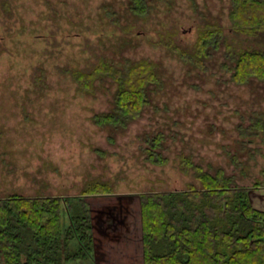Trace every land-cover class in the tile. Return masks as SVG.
I'll list each match as a JSON object with an SVG mask.
<instances>
[{
	"label": "rangeland",
	"instance_id": "rangeland-1",
	"mask_svg": "<svg viewBox=\"0 0 264 264\" xmlns=\"http://www.w3.org/2000/svg\"><path fill=\"white\" fill-rule=\"evenodd\" d=\"M229 2L150 0V14L138 18L127 0H0V196L75 198L87 181H107L113 193L85 196L86 208L132 206L136 233L140 193L200 187L191 170L182 171L181 155L212 172L224 168L239 186L264 185V141L241 137L236 127L242 116L245 126L252 111L264 112V81H230L223 44L199 69L161 42L169 31L178 46L191 48L211 23L235 49L264 48V32L231 29ZM127 58L158 62L163 85L150 87L151 104L125 129L99 127L91 116L111 109L116 84L102 78L86 94L67 70ZM146 132L164 135L166 164L146 160ZM130 217L113 215L109 229ZM62 219L70 221L66 208Z\"/></svg>",
	"mask_w": 264,
	"mask_h": 264
},
{
	"label": "trees",
	"instance_id": "trees-1",
	"mask_svg": "<svg viewBox=\"0 0 264 264\" xmlns=\"http://www.w3.org/2000/svg\"><path fill=\"white\" fill-rule=\"evenodd\" d=\"M228 17L235 32L250 36L264 32V0H230ZM128 11L138 17L150 14V0H127ZM161 42L184 63L204 69L205 60L226 46L222 63L229 80L237 85L251 79L264 81V48L235 49L225 43L223 29L206 23L191 48L178 46L169 31ZM159 63L142 58L124 59L116 65L102 59L91 70H67L78 91L92 94L96 81L116 84L112 107L91 116L93 124L123 130L151 104L149 89L163 85ZM237 124L239 136H259L264 141V112L254 110ZM145 158L164 165V135L143 133ZM98 150V149H95ZM159 150V151H158ZM232 161L236 163L235 157ZM183 172L199 181L184 190L140 193L143 264H264V211L252 206L251 187L239 186L224 168H204L191 157L180 156ZM259 186L256 183L255 186ZM107 181H87L75 198L37 193L0 196V264H78L90 257L93 245L92 213L84 197L112 194ZM69 212L68 223L62 219ZM83 261H80V260Z\"/></svg>",
	"mask_w": 264,
	"mask_h": 264
},
{
	"label": "crops",
	"instance_id": "crops-1",
	"mask_svg": "<svg viewBox=\"0 0 264 264\" xmlns=\"http://www.w3.org/2000/svg\"><path fill=\"white\" fill-rule=\"evenodd\" d=\"M249 199L254 208L264 211V185L251 187ZM131 207L91 206L93 245L90 257L88 256L90 259L86 258L78 264H143L141 226L139 222L135 233L131 215L134 208ZM137 209L140 220V206ZM125 213L131 217L123 218L116 225L117 228L109 229V222L113 221L110 218L113 215L124 216Z\"/></svg>",
	"mask_w": 264,
	"mask_h": 264
}]
</instances>
